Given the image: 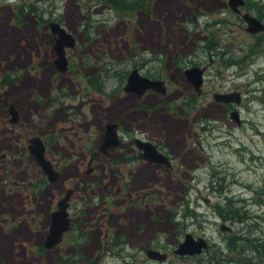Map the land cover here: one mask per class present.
I'll return each mask as SVG.
<instances>
[{
	"label": "rangeland",
	"instance_id": "rangeland-1",
	"mask_svg": "<svg viewBox=\"0 0 264 264\" xmlns=\"http://www.w3.org/2000/svg\"><path fill=\"white\" fill-rule=\"evenodd\" d=\"M147 1L150 11L126 12L105 0H0V264H264V32L245 31L228 0ZM241 10L264 22V0ZM50 22L75 38L63 72ZM194 65L201 96L183 71ZM134 68L169 94L125 92ZM107 123L124 157L99 149ZM32 137L58 181L29 152ZM134 137L171 167L132 160ZM72 186V227L47 250L50 213ZM186 233L210 250L177 255Z\"/></svg>",
	"mask_w": 264,
	"mask_h": 264
},
{
	"label": "water",
	"instance_id": "water-1",
	"mask_svg": "<svg viewBox=\"0 0 264 264\" xmlns=\"http://www.w3.org/2000/svg\"><path fill=\"white\" fill-rule=\"evenodd\" d=\"M228 5L229 8L233 10V12L240 14L241 18L246 24L245 31L253 35L264 32V22H262V20L248 12H242L240 10L245 5V0H228ZM49 28L51 33L56 36L54 49L57 58L54 60V64L59 69V71L63 72L66 70L67 66L65 48L73 47L75 45V38L57 22H50ZM185 74L190 80L194 82L197 88L200 86L202 82V70L200 68H189L185 70ZM165 89L166 87L164 86V81L145 77L140 74L138 69L136 68L129 72V74L127 75L126 83L123 87V90L125 92L135 93L138 98L142 97L147 90L165 93ZM214 98L216 99V101L234 100L235 102H239L238 93H236L235 96H233L232 94H220L214 96ZM9 110L12 115L11 121H18L17 110L15 109L14 104L10 105ZM231 117L237 123L240 122L236 110L231 112ZM116 127L117 126L115 123H107L105 125V131L99 149L103 151L107 147L115 146L118 144ZM30 142L32 144L28 147L29 152L42 166L44 172L48 176L49 181H52L57 176V174L54 173L50 161L47 160L44 156L43 143L38 137L32 138ZM140 143L145 152L144 157L146 160L155 162L163 161L165 159L163 155L157 151L154 144L148 141H141ZM67 200L68 195L62 201L58 202L56 210L52 212L48 233L45 236L43 242V247L48 250L56 247L60 243L63 234L69 229L70 219L67 212ZM205 246L206 242L203 237L195 238L194 236H192V234L186 233L184 236V240L178 244L174 252L180 256H192L200 254ZM146 254L150 259L155 260H165L167 257L165 253L153 249H148L146 251Z\"/></svg>",
	"mask_w": 264,
	"mask_h": 264
},
{
	"label": "flooded vegetation",
	"instance_id": "flooded-vegetation-1",
	"mask_svg": "<svg viewBox=\"0 0 264 264\" xmlns=\"http://www.w3.org/2000/svg\"><path fill=\"white\" fill-rule=\"evenodd\" d=\"M241 10V9H240ZM242 11V10H241ZM236 14H238V13H236ZM238 15H240V14H238ZM52 34V33H51ZM255 35V34H254ZM52 36H53V39H54V42L56 41V36L55 35H53L52 34ZM54 45H55V43H54ZM67 64H68V62H67ZM192 67H198V68H200L201 70H202V82H201V84H200V86L197 88L196 87V85L194 84V82L192 81V80H190L187 76H186V74H185V70H187V69H189V68H192ZM66 68H67V66H66ZM183 71H184V75H185V77H186V79L191 83V85L193 86V88H194V90H195V92L197 93V94H199L200 96H201V94H202V85H203V83H204V67H199L198 65H194V66H191V67H188V68H186V69H183ZM146 77V76H145ZM150 78V77H149ZM151 79H157V78H151ZM158 80H162V81H164V86L166 87V89H165V93H159V92H157V91H153V90H147L145 93H144V95L146 94V93H148V91H153V92H155V93H157L158 94V96H166V95H168L169 94V90H168V87H167V85H166V83H165V80H163V79H158ZM135 94V93H134ZM220 94H230V92H216V93H213V97L214 96H216V95H220ZM236 94V93H235ZM143 95V96H144ZM142 96V97H143ZM142 97H140L139 99H141ZM218 103H221V102H218ZM223 104H225V103H223ZM17 116H18V120H19V114H18V112H17ZM105 131V130H104ZM103 135H104V133H103ZM32 138H34V137H32ZM32 138H30L29 139V141L32 139ZM41 141V140H40ZM132 142V148H133V153H131L132 155H133V157H134V159H132V160H140V161H144L145 163H150V164H155V165H159V166H162L163 164L165 165V166H167V167H171V159H170V157H169V155L167 154V153H165L163 150H161L160 148H159V146L157 145V144H154L153 142H150V143H152V144H154L155 146H156V149H157V151L158 152H160L162 155H163V157L165 158L163 161H155V162H150V161H148V160H146L145 159V157H144V154H145V152H144V150H143V148L141 147V141H148V140H145V139H143V138H138V137H134V138H132V140H131ZM140 141V142H139ZM42 142V141H41ZM149 142V141H148ZM43 143V142H42ZM44 145V144H43ZM120 145H121V142H120V138H118V144L117 145H115V146H111V147H107L105 150H103V153H105V154H109L111 151V153H113V151H116L119 155H120V157H124V155H126V153H124V150L123 149H120V150H118V148H120ZM112 148V149H111ZM44 152H45V148H44ZM102 152V151H101ZM45 156V155H44ZM46 158V157H45ZM47 159V158H46ZM48 160V159H47ZM51 163V162H50ZM52 165V164H51ZM52 169L54 170V168H53V166H52ZM130 170V169H129ZM54 173H56L57 174V176L52 180V181H49V179H48V176H47V179H48V181L50 182V183H54L55 181H58L59 179H60V176H61V172H59V171H56V170H54ZM79 188L78 187H74V186H72V187H66V189H65V191H64V189H63V193H62V195L59 197V200H58V202H60V201H62L67 195H68V200H67V203H68V206H67V212H68V217H69V219H70V221H69V229L63 234V236H62V239H63V237H64V235L66 234V233H68V231L71 229V227H72V222H73V218L71 217V215H70V209L72 208V200H73V197H74V195H75V193L77 192V190H78ZM58 202H57V204H58ZM74 203V202H73ZM74 204H73V208H74ZM56 208H57V205H56ZM56 208L54 209V210H56ZM53 210V211H54ZM53 211H51V213H50V222H51V215H52V212ZM84 215V214H83ZM50 224V223H49ZM219 228H220V230L221 231H231L232 230V228H231V226H227V225H224V224H220L219 225ZM48 229H49V227H48ZM47 233H48V231H47ZM47 235V234H46ZM199 237H203L204 238V240H205V242H206V246L204 247V249L202 250V252L201 253H203V252H207V251H209L210 250V247L212 246V242L210 241V239L207 237V236H205V235H203V236H199ZM199 237H195V238H199ZM62 239H61V241H62ZM61 241H60V243H61ZM59 243V244H60ZM58 244V245H59ZM57 247V246H56ZM55 248V247H54ZM53 248V249H54ZM46 249V248H45ZM48 250V249H47ZM49 250H52V249H49ZM200 253V254H201ZM166 254V253H165ZM167 255V254H166ZM199 255V254H198ZM194 256V255H193ZM167 258V257H166Z\"/></svg>",
	"mask_w": 264,
	"mask_h": 264
},
{
	"label": "trees",
	"instance_id": "trees-1",
	"mask_svg": "<svg viewBox=\"0 0 264 264\" xmlns=\"http://www.w3.org/2000/svg\"><path fill=\"white\" fill-rule=\"evenodd\" d=\"M109 5L118 8L122 11H150L148 10L147 0H105L104 5Z\"/></svg>",
	"mask_w": 264,
	"mask_h": 264
}]
</instances>
